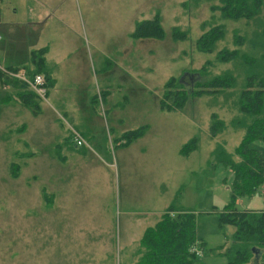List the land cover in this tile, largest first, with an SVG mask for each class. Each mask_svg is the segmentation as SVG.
<instances>
[{
	"label": "rangeland",
	"instance_id": "1",
	"mask_svg": "<svg viewBox=\"0 0 264 264\" xmlns=\"http://www.w3.org/2000/svg\"><path fill=\"white\" fill-rule=\"evenodd\" d=\"M218 4L0 0V264H129L145 227L172 202L171 214L189 206L198 218L208 247L204 254L194 242L198 264L227 262L220 253L235 227L217 213L230 200L232 171L214 164L213 151L218 142L232 149L244 132L230 124L239 88L160 105L171 76L191 87L220 72L242 77L243 66L219 60L218 49L256 31L261 13L233 19ZM155 13L161 38L132 34ZM216 25L224 37L206 50L199 37ZM43 46L52 83L34 113L2 82ZM212 114L224 121L215 134ZM139 126L143 133L122 144ZM72 131L86 142L75 145ZM263 192L238 201L264 207ZM241 264H264V249Z\"/></svg>",
	"mask_w": 264,
	"mask_h": 264
},
{
	"label": "trees",
	"instance_id": "2",
	"mask_svg": "<svg viewBox=\"0 0 264 264\" xmlns=\"http://www.w3.org/2000/svg\"><path fill=\"white\" fill-rule=\"evenodd\" d=\"M216 9L221 11L222 16L233 19L252 18L261 13L262 23L259 28L251 35L243 34L247 37L246 42L243 35L239 34L233 39V46L218 49L219 60L233 61L243 66L242 77L234 72H220L209 79L197 80L195 87H191L186 86L181 79L171 76L164 83V95L160 99V105L168 109L179 108L190 96L239 88L234 91L235 95L232 94L237 111L230 118V124L243 127L244 132L239 142L230 150L218 142L213 151V162L215 165L228 166L232 171L230 200L219 209L217 215L220 224L229 223L234 225L235 229L228 240L231 244L225 246L220 254L226 255L225 264H241L249 255L264 249V208H246L239 203L241 198L250 199L264 189V0H219ZM132 34L137 37L161 38L164 29L159 13L138 21ZM174 34H177L175 29ZM201 36L199 42L206 50L212 49L214 43L224 37L222 28L217 25ZM205 36L208 38H204ZM45 50L44 46L31 49L28 62L21 66H11L8 70L17 71L24 68L31 78L36 73L42 74L47 92L48 84L52 83V74ZM205 65L206 63L203 64L204 68ZM2 85L12 88V92L34 113L39 110L41 96L26 81L4 72ZM223 124L222 119L212 114V134L222 129ZM143 131L144 127L139 126L125 132L124 141L121 143L129 144ZM196 139L191 137L180 150L187 154L186 150L195 145ZM255 140L260 141V144H254ZM174 209L175 204L172 202L153 225L145 227L135 252L136 260L132 264L202 263L191 249L199 239L196 214L189 206L171 214ZM199 246H205L203 241H199Z\"/></svg>",
	"mask_w": 264,
	"mask_h": 264
},
{
	"label": "built area",
	"instance_id": "3",
	"mask_svg": "<svg viewBox=\"0 0 264 264\" xmlns=\"http://www.w3.org/2000/svg\"><path fill=\"white\" fill-rule=\"evenodd\" d=\"M6 74L17 76L18 78L26 81L31 88H33L39 95H44L46 93V87L44 85L45 79L42 74L36 73L34 77H29L23 69L14 70H6ZM75 130V129H74ZM72 138L75 145H82L86 142L85 138L82 136L80 132L72 131ZM264 197V192H263ZM192 250L195 251L196 254H200V248L193 245Z\"/></svg>",
	"mask_w": 264,
	"mask_h": 264
},
{
	"label": "crops",
	"instance_id": "4",
	"mask_svg": "<svg viewBox=\"0 0 264 264\" xmlns=\"http://www.w3.org/2000/svg\"><path fill=\"white\" fill-rule=\"evenodd\" d=\"M38 48H39V47H38ZM261 197H262V196H261ZM262 199L264 200L263 197H262ZM245 207H246V208H250V207H248L247 205H246ZM254 208H255V209H259V208H264V207H257V208H256V207H252V209H254ZM158 219H159V218H157V220H158ZM157 220H156V221H157ZM156 221H155V222H156ZM155 222H154V223H155ZM198 237H199L200 239L202 238L201 235H199V230H198ZM201 240L203 241V243H204V245H205L206 242H205L203 239H201ZM198 241H199V239H198ZM199 247H200V246H199ZM204 248H205V249H204V254H205V253H206V250H207L206 248H208L207 245H205ZM135 260H136V258H135L132 262H130L129 264H132Z\"/></svg>",
	"mask_w": 264,
	"mask_h": 264
}]
</instances>
